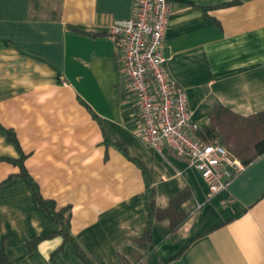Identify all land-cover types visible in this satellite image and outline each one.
Returning a JSON list of instances; mask_svg holds the SVG:
<instances>
[{"label":"crops","instance_id":"crops-1","mask_svg":"<svg viewBox=\"0 0 264 264\" xmlns=\"http://www.w3.org/2000/svg\"><path fill=\"white\" fill-rule=\"evenodd\" d=\"M136 0H0V243L13 264H83L39 209L19 169L46 199L72 207V234L94 264H264V155L211 195L201 174L171 148L142 139L108 26L130 19ZM162 48L168 74L204 126L216 106L241 117L264 111V0H168ZM233 2L232 6H225ZM97 116V118L95 116ZM123 143L150 173L156 206L185 189V223L148 228L142 171L113 147ZM61 252H56L63 246ZM54 254V255H53Z\"/></svg>","mask_w":264,"mask_h":264},{"label":"built area","instance_id":"built-area-1","mask_svg":"<svg viewBox=\"0 0 264 264\" xmlns=\"http://www.w3.org/2000/svg\"><path fill=\"white\" fill-rule=\"evenodd\" d=\"M169 14L168 0H136L132 17L113 22L107 30L125 91L134 99L143 141L159 152L171 148L188 158L214 195L226 190L245 166L226 147L198 136L200 126L187 94L168 74L162 52Z\"/></svg>","mask_w":264,"mask_h":264},{"label":"trees","instance_id":"trees-1","mask_svg":"<svg viewBox=\"0 0 264 264\" xmlns=\"http://www.w3.org/2000/svg\"><path fill=\"white\" fill-rule=\"evenodd\" d=\"M233 2L226 3L225 6H232ZM95 116V115H94ZM97 118V116H95ZM210 123L199 127L198 136H200L208 144H220L222 146L233 144L236 153L227 150L232 158L240 160L244 166L250 165L260 156L264 155V111L250 117H241L225 107L218 105L214 112L210 116ZM8 141L16 146L20 152L18 159L6 160L12 163L19 169V172L15 175H11L7 178L2 185L12 181L14 177L24 178L28 181L35 200L39 209L46 211L50 219L58 226V230L50 235L37 238L28 243V249L30 251L35 250L39 244L46 240L56 236H60L64 240V245L71 244L75 250L76 256L83 264H94L88 253L80 245L78 240L72 234V207H58L54 200L46 199L42 193L37 181L29 174L25 161L28 157L21 147L15 131L10 129H3ZM103 144L107 147H113L122 153L129 161L134 163L140 168L143 173L146 194L144 197V206L148 213V228L146 232L141 236V242L150 241L152 239V225L154 219L171 220V232L177 231L187 220V217L182 211L183 202L191 195L189 189H185L180 192L165 209H160L156 206L154 189L150 184V173L144 164L134 156H132L128 148L121 142H117L111 139L107 132H104ZM252 145L251 156H247V149ZM225 147V146H224ZM0 160H4L0 158ZM61 246L56 253L63 250ZM53 254V255H54ZM0 264H13L7 255L4 243H0Z\"/></svg>","mask_w":264,"mask_h":264},{"label":"rangeland","instance_id":"rangeland-1","mask_svg":"<svg viewBox=\"0 0 264 264\" xmlns=\"http://www.w3.org/2000/svg\"><path fill=\"white\" fill-rule=\"evenodd\" d=\"M229 151H232V152H234V153H236L237 151L235 150V148H234V145L233 144H228V145H224ZM252 145H250L249 147H248V149H247V156H251V154H253L252 153V147H251ZM236 154H238V153H236Z\"/></svg>","mask_w":264,"mask_h":264}]
</instances>
